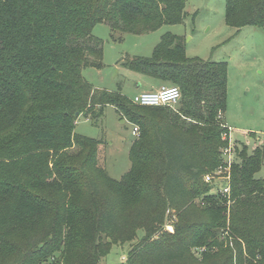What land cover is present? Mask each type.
Segmentation results:
<instances>
[{
	"label": "trees",
	"instance_id": "obj_1",
	"mask_svg": "<svg viewBox=\"0 0 264 264\" xmlns=\"http://www.w3.org/2000/svg\"><path fill=\"white\" fill-rule=\"evenodd\" d=\"M184 18L185 0H0V264H100L125 243L126 264H264V149L234 146L229 205L203 180L228 144L227 64L187 57L171 33L150 57L121 60L177 86V110L135 105L82 75L102 68L96 25L113 39ZM224 20L264 27V0H224ZM107 106L139 130L120 180L98 165L99 141L74 132Z\"/></svg>",
	"mask_w": 264,
	"mask_h": 264
},
{
	"label": "rangeland",
	"instance_id": "obj_2",
	"mask_svg": "<svg viewBox=\"0 0 264 264\" xmlns=\"http://www.w3.org/2000/svg\"><path fill=\"white\" fill-rule=\"evenodd\" d=\"M164 33L184 38L185 55L189 58L227 64L226 107L220 120L231 128L232 144L238 151L264 149V27L245 26L237 31L226 25L224 0H185L181 24L163 25L143 35L119 34L112 39L107 25H96L92 35L102 40V68L83 69L84 79L96 89L119 91L131 99L141 75L124 68L121 60L125 56L150 57ZM179 104L180 101L172 108L177 110ZM132 126L124 123L114 107L107 106L99 117L79 116L74 132L99 141L98 165L110 178L120 180L130 168ZM263 176L264 150L262 166L255 177ZM171 215L166 213L167 231H172L175 221ZM142 236L143 231L139 230L137 237ZM128 250V243L115 245L100 264H126Z\"/></svg>",
	"mask_w": 264,
	"mask_h": 264
},
{
	"label": "built area",
	"instance_id": "obj_3",
	"mask_svg": "<svg viewBox=\"0 0 264 264\" xmlns=\"http://www.w3.org/2000/svg\"><path fill=\"white\" fill-rule=\"evenodd\" d=\"M181 93L177 86L165 85L153 92H141L134 95L130 101L142 107H169L177 105L180 101ZM227 127V126H226ZM139 134L137 126H132L131 135L136 138ZM223 140L228 144L221 151V164L211 173L203 176L206 184L210 185L209 195L225 198L227 205L230 204V170L233 164L238 162L234 152L231 138V128L227 127V133L223 134Z\"/></svg>",
	"mask_w": 264,
	"mask_h": 264
},
{
	"label": "crops",
	"instance_id": "obj_4",
	"mask_svg": "<svg viewBox=\"0 0 264 264\" xmlns=\"http://www.w3.org/2000/svg\"><path fill=\"white\" fill-rule=\"evenodd\" d=\"M165 85L167 84L141 75V77L137 79V82L135 84L136 91L134 95L141 93V92H153V91L158 90L161 86H165ZM124 123H125V120H124Z\"/></svg>",
	"mask_w": 264,
	"mask_h": 264
}]
</instances>
